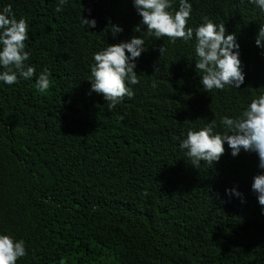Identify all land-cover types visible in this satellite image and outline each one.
Here are the masks:
<instances>
[{
	"label": "trees",
	"instance_id": "obj_1",
	"mask_svg": "<svg viewBox=\"0 0 264 264\" xmlns=\"http://www.w3.org/2000/svg\"><path fill=\"white\" fill-rule=\"evenodd\" d=\"M190 2L186 27L208 17L235 34L240 88L203 92L193 41L144 35L134 95L108 110L86 78L94 51L139 35L131 0H68L59 12L57 0H0L26 20L35 69L0 84V231L25 241L16 264H264V214L250 187L264 171L257 155L232 156L225 143L218 161L196 168L178 147L188 128L219 125L264 91V61L245 44L264 13L248 0ZM109 23L123 30L113 37ZM43 69L50 84L39 92ZM232 187L243 203L225 195Z\"/></svg>",
	"mask_w": 264,
	"mask_h": 264
},
{
	"label": "clouds",
	"instance_id": "obj_2",
	"mask_svg": "<svg viewBox=\"0 0 264 264\" xmlns=\"http://www.w3.org/2000/svg\"><path fill=\"white\" fill-rule=\"evenodd\" d=\"M173 3L174 0H131L140 17L133 32L139 35L118 43H106L92 53L89 76L86 78L90 81L89 93L100 94L108 110L134 95L132 86L139 83L134 69L136 60L145 49L144 35L155 39L167 37L170 42L177 39L193 41L194 70L203 92L224 91L226 87L240 88L244 73L235 34L226 33L224 24H216L208 17H203L195 28L186 27L192 3L190 0H177L175 8ZM248 3L264 13V0H248ZM67 4L68 0H57L55 11H61ZM80 23L88 29L94 28L96 21L81 16ZM27 29L26 20L22 16L17 18L10 4L0 7V84L13 85L20 79L30 80L34 76V67L26 63L29 59V52L25 50ZM108 30L115 37L123 29L109 23ZM245 44L254 50L258 59L264 61V22L259 23L256 32L246 35ZM158 51L161 56L165 49L161 45ZM49 75V70L43 69L35 76L37 91L44 92L49 88ZM151 87L155 89L157 82L152 81ZM225 143L232 156L241 150L255 153L257 167L264 170V91L254 96L238 114L221 116L219 125L211 119L202 127L188 128L186 134H182L178 147L191 165L199 168L201 161L211 165L218 161L225 151ZM250 187L261 206V214H264V171L253 176ZM225 195L238 197L241 203L244 202L243 194L235 187L226 188ZM25 255L23 238L0 231V264H16Z\"/></svg>",
	"mask_w": 264,
	"mask_h": 264
}]
</instances>
